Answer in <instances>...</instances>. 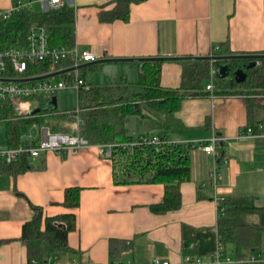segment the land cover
I'll return each mask as SVG.
<instances>
[{
	"label": "crops",
	"instance_id": "0c3cea01",
	"mask_svg": "<svg viewBox=\"0 0 264 264\" xmlns=\"http://www.w3.org/2000/svg\"><path fill=\"white\" fill-rule=\"evenodd\" d=\"M15 1L0 0V9ZM62 1L74 9V44L93 52L96 59L264 53V0H143L129 5L126 20L101 17L114 11L116 0ZM33 5L46 9L37 0ZM137 63H97L79 71L94 85L125 83L135 88ZM183 68L179 60L161 61V86L178 87ZM129 76L134 78L129 81ZM66 90L76 96L75 90L67 88L55 94V101ZM212 91L185 97L170 114L142 105L141 115L126 121L133 141L157 134L165 141L189 145V178L179 183L176 209L152 211L150 206L163 200L164 184L137 175L121 182V171L95 144L69 155L42 153L30 158L32 169L16 175L0 171V264H27L20 236L23 224L33 216L32 205L41 208L43 218L75 216L74 228L67 233L70 251L63 256L52 253L46 264H110V239L132 242L121 254L122 264H152L154 259L182 264L189 252L209 262L218 244L220 198L250 196L256 205H264V94L248 97ZM247 100L248 105L253 101L250 121ZM39 103L33 99V108ZM26 124L31 129L22 132V139L29 134L38 139L43 129L68 133L76 129L73 119L60 113ZM213 137L215 165L200 145ZM213 167L218 172L215 185L209 176ZM72 186L80 189L79 203L69 208L63 205L64 192ZM243 218L249 225L264 228V212ZM233 248V243L227 245L226 254L234 259L230 264H264V237L259 247L242 258L234 256Z\"/></svg>",
	"mask_w": 264,
	"mask_h": 264
},
{
	"label": "trees",
	"instance_id": "16d2710c",
	"mask_svg": "<svg viewBox=\"0 0 264 264\" xmlns=\"http://www.w3.org/2000/svg\"><path fill=\"white\" fill-rule=\"evenodd\" d=\"M143 0H116L114 11L102 15L103 19L128 18L129 5ZM32 26H42L48 33V43L51 48L72 46L74 44V9L64 4L57 8L24 9L15 12L7 20L0 21V48L16 40V36H24ZM220 47L230 52L226 44ZM223 61L190 60L184 64L181 83L176 88H165L160 84L161 62H138V78L136 87L131 88L125 83L110 85H94L87 81L89 87L80 88L77 93L76 105L79 109V131L90 144L114 143L109 158L115 168L121 171L120 181L127 182L133 175L165 186L163 200L151 205L156 213L176 209L180 206L179 183L189 178L188 149L184 143L165 142L160 146L151 144H130L135 142L129 135L126 121L129 116L141 115L142 105H147L153 111L170 114L181 106V101L187 96H197L209 93L205 88L211 66L218 67ZM69 59L57 64V67L69 65ZM248 61L231 60L228 77L214 78L213 94L243 95L264 94V59L258 60L252 68H246ZM242 68L245 79L237 82L232 72ZM49 69V61L37 60L28 64L25 75L43 74ZM4 75H13L7 68ZM84 78V74H81ZM72 72L68 71L56 79L68 80ZM85 79V78H84ZM86 81V80H85ZM27 99H33L31 97ZM40 105H47L46 99L39 96ZM250 99V98H249ZM253 101H251V104ZM247 100L249 121L251 120L250 106ZM51 105H49L50 107ZM74 107L65 111L55 108H45L30 114H18L9 98L0 100V123L6 125L7 146L16 147L22 144L21 126L26 123H39L48 113H60L73 119L71 114ZM53 111V112H51ZM33 165L26 154L20 155L12 162L0 161V171L16 175L32 169ZM115 176H119L115 173ZM80 189L68 187L64 192L63 205L73 208L79 203ZM32 218L22 226L20 240L27 250V264H46L52 253L64 255L70 251L67 245V233L75 225L73 214H62L52 217L42 216V210L32 205ZM217 238L224 256H228L227 245L234 244L233 252L236 258L245 256V252L260 246L264 237V228L255 227L245 222L243 216L248 213L264 212V205H256L250 196L238 198L223 197L217 207ZM1 242V241H0ZM130 240L110 239V264L121 263V254L131 246ZM188 255L194 256L189 252ZM185 254V255H187ZM234 257V258H235ZM234 260L232 257H230ZM202 264H211L203 262Z\"/></svg>",
	"mask_w": 264,
	"mask_h": 264
},
{
	"label": "built area",
	"instance_id": "2783aa9c",
	"mask_svg": "<svg viewBox=\"0 0 264 264\" xmlns=\"http://www.w3.org/2000/svg\"><path fill=\"white\" fill-rule=\"evenodd\" d=\"M42 8H57L63 6L62 0H37ZM33 0H18L13 2L8 8L0 9V21L7 20L12 14L17 11L32 8ZM69 59L71 63L63 67H57V64ZM96 56L90 50H79L75 44L72 46H61L51 48L48 43V33L42 26H32L24 36L17 35L15 42L0 48V78H9L13 80H0V100L9 98L14 104V109L18 114L30 115L32 100L36 97L46 99V104L49 106L53 103L55 94L61 90L72 88L76 92V96L80 88H88L87 81L82 77L80 69L72 70V76L68 80L64 79H41L37 81H16L15 78L29 77L34 75H25L28 64L37 60L49 61V69L45 73L53 72L58 69L76 66L78 64L95 60ZM258 64V61L257 63ZM7 68L11 69L13 75H4L3 71ZM217 75V67L211 66L209 70V80L207 81L206 90L214 89V78ZM33 99H27V98ZM75 123L76 129L74 133L68 132H53L48 129H43L40 138H35L29 134L24 139L22 144L11 147H0V161L12 162L20 155L26 154L29 158H35L42 153L53 151L58 155H69L78 152L85 146L91 145L87 138L79 131V109L77 105L74 107L71 114ZM248 133L251 128H247ZM168 142L162 136L157 134L145 135L132 142L130 145L151 144L160 146ZM169 143V142H168ZM99 152L107 157L115 146L114 143L95 144ZM201 148L212 158L213 165L217 160L215 151V138H211L208 142H201ZM211 182L217 183L218 172L213 167L209 173ZM221 200V198H220ZM211 264H230L233 260L224 256L222 247L218 243L217 249L209 260ZM203 261L199 256L184 255L182 264H202ZM83 264H98L85 262ZM122 264V263H114ZM129 264V263H126ZM152 264H166L154 259Z\"/></svg>",
	"mask_w": 264,
	"mask_h": 264
},
{
	"label": "water",
	"instance_id": "95a60500",
	"mask_svg": "<svg viewBox=\"0 0 264 264\" xmlns=\"http://www.w3.org/2000/svg\"><path fill=\"white\" fill-rule=\"evenodd\" d=\"M264 59V53H233V54H209V55H191V56H152V57H103L97 58L92 61L84 62L76 66L66 67L58 69L53 72L43 73L39 75L15 78L16 81L26 82V81H37L41 79H47L59 76L65 72L72 71L74 69H81L83 67L105 62H161L166 60H179V61H190V60H207V61H223L217 67V76L219 78L228 77L230 74L229 62L231 60H246L248 61L246 68H252L256 65L257 61ZM234 79L237 82H242L245 79V72L242 68H237L232 72ZM0 80H13L9 78L1 77ZM55 98H53V103H55ZM40 110V107H35L31 109L30 114H33Z\"/></svg>",
	"mask_w": 264,
	"mask_h": 264
},
{
	"label": "rangeland",
	"instance_id": "374dc122",
	"mask_svg": "<svg viewBox=\"0 0 264 264\" xmlns=\"http://www.w3.org/2000/svg\"><path fill=\"white\" fill-rule=\"evenodd\" d=\"M33 8L34 9H37L38 6L37 5H33ZM83 68L80 70L82 71ZM82 74V73H81ZM89 76V74L87 75ZM130 80L131 81L134 77L132 76H129ZM56 77H54L53 79H55ZM209 80V77L205 80V83H207V81ZM66 95H58L57 96V102L55 103H52L51 106L49 107L48 105H40L41 109H45V108H55L58 110V111H63L65 109H71L73 107L76 106V96H74V93L73 91H64ZM53 112V111H51ZM52 120L51 116L48 117V120ZM57 120V119H56ZM61 122L63 123H67L69 125H71V127H74V124L66 119H59ZM129 123V122H128ZM22 132L24 134H26L27 132H29V130L31 129V126L30 125H27V124H24L22 125ZM70 133H74V132H70ZM7 146V139H6V125L5 123H0V147H6Z\"/></svg>",
	"mask_w": 264,
	"mask_h": 264
}]
</instances>
